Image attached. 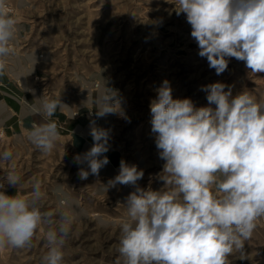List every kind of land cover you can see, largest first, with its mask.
Masks as SVG:
<instances>
[{
	"label": "rangeland",
	"instance_id": "rangeland-1",
	"mask_svg": "<svg viewBox=\"0 0 264 264\" xmlns=\"http://www.w3.org/2000/svg\"><path fill=\"white\" fill-rule=\"evenodd\" d=\"M174 0H8L20 26L0 74V177L10 170L21 176L16 189L5 194L28 198L33 183L41 182L42 212L59 219L60 200L74 215L64 245L63 264H124L117 252L124 206L132 186L103 190L119 174L120 162L136 165L144 176L138 185L163 190L165 161L159 158L151 132L150 102L166 79L174 99L190 98L195 107L209 106L203 86L216 82L232 87L233 96L247 92L264 103V73L252 74L243 61L229 58L227 70L217 75L197 42L185 14L176 15ZM33 57L36 63L33 67ZM104 85L117 91L122 110L97 118L94 100ZM227 91V88L225 89ZM59 99L65 104L50 120L59 139L51 153L32 145L26 134L48 121L31 114L27 101ZM215 107V105H211ZM110 130L109 163L98 176L78 177L74 157L93 146L90 122ZM42 225L31 245L0 249V264H40L47 251ZM244 258L234 252L228 264H264V217L245 241Z\"/></svg>",
	"mask_w": 264,
	"mask_h": 264
},
{
	"label": "clouds",
	"instance_id": "clouds-1",
	"mask_svg": "<svg viewBox=\"0 0 264 264\" xmlns=\"http://www.w3.org/2000/svg\"><path fill=\"white\" fill-rule=\"evenodd\" d=\"M176 15L185 14L199 56L206 58L217 75L229 58L243 61L252 74L264 73V0H174ZM20 26L8 0H0V74ZM33 59V67L36 63ZM227 88V91L225 89ZM209 106L195 107L190 98L174 99L168 80L156 89L150 102L151 132L159 158L165 161L163 190L138 185L144 176L136 165L121 160L119 174L103 190L116 185L134 187L124 206L117 252L124 264H228L237 252L244 258L245 241L264 217V103L247 92L233 96L221 82L203 86ZM27 110L47 122L36 124L27 140L51 153L59 139L50 118L67 107L59 99H35ZM96 117L118 114L128 119L116 90L107 88L94 100ZM211 105H215L212 107ZM93 146L74 161L78 177L98 176L110 161V130L90 122ZM5 150L0 160L10 161ZM22 178L15 170L0 177V249H23L42 225L47 251L40 264H63L62 249L70 237L74 215L61 199L56 213L42 212L41 182L30 197L5 194L6 186L18 188Z\"/></svg>",
	"mask_w": 264,
	"mask_h": 264
}]
</instances>
